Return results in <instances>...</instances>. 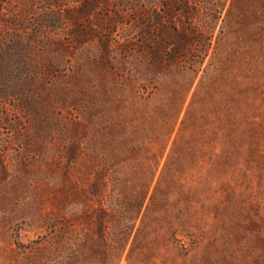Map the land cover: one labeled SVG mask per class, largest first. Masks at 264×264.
<instances>
[{"label":"rangeland","instance_id":"1","mask_svg":"<svg viewBox=\"0 0 264 264\" xmlns=\"http://www.w3.org/2000/svg\"><path fill=\"white\" fill-rule=\"evenodd\" d=\"M220 4L0 0V264H264V11Z\"/></svg>","mask_w":264,"mask_h":264},{"label":"trees","instance_id":"2","mask_svg":"<svg viewBox=\"0 0 264 264\" xmlns=\"http://www.w3.org/2000/svg\"><path fill=\"white\" fill-rule=\"evenodd\" d=\"M225 1L226 0H221V4L218 6L219 13L223 16L222 20L224 19L225 21L234 18V19H237L241 23L243 21L242 17H245L248 14V12H251L253 15L252 17L255 18L256 17L255 13L256 11H258V8H261L262 11H264V0H227L228 1L227 4H225ZM250 4H252V6ZM209 33L211 34L212 32L209 31ZM196 43L199 44L200 41L195 38L187 42V44L190 47H192L193 44H196ZM142 204H143V199L141 203L138 202L136 205H133V209H130L132 212L135 213L133 215V218L138 217L139 212L141 211V208H142ZM131 234H133V227H130L128 229L127 240L131 237ZM69 254L64 256V259H67L70 256Z\"/></svg>","mask_w":264,"mask_h":264}]
</instances>
